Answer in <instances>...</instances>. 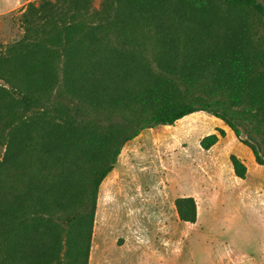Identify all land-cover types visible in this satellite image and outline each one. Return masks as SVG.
Segmentation results:
<instances>
[{"label":"trees","instance_id":"trees-1","mask_svg":"<svg viewBox=\"0 0 264 264\" xmlns=\"http://www.w3.org/2000/svg\"><path fill=\"white\" fill-rule=\"evenodd\" d=\"M18 19L0 47V264H89L100 187L145 129L205 112L264 166V0H36ZM175 208L197 222L194 197Z\"/></svg>","mask_w":264,"mask_h":264},{"label":"rangeland","instance_id":"rangeland-1","mask_svg":"<svg viewBox=\"0 0 264 264\" xmlns=\"http://www.w3.org/2000/svg\"><path fill=\"white\" fill-rule=\"evenodd\" d=\"M18 14L0 15V47L23 36ZM217 124L196 112L126 143L99 190L89 264H248L247 252L264 264V168L250 166L237 179L224 152L205 153L200 140ZM191 195L199 203L195 225L175 208Z\"/></svg>","mask_w":264,"mask_h":264},{"label":"crops","instance_id":"crops-1","mask_svg":"<svg viewBox=\"0 0 264 264\" xmlns=\"http://www.w3.org/2000/svg\"><path fill=\"white\" fill-rule=\"evenodd\" d=\"M33 1H36V0H0V15H6L8 13H12V12H15L17 10L20 11L22 9H25V7L27 6V4L30 3V2H33ZM217 120H218V124H217L218 125V128L223 129L225 131L226 135H225V137H220V139L217 142V144L214 145L210 150H208V151H205L204 150L205 153L211 154L213 152L215 153L217 150H221V152H224L225 153L226 160L228 161L229 160V156L231 154H234L236 148H239L241 154H237V155L235 154V155L238 156L245 163V165L247 166V168H248L247 177L249 176V168H250V166H252L253 168H255L257 170L258 169L260 170L259 167H263L264 168V166H260L256 162H255L256 165L254 164L255 159H254V156H253L252 152L251 151L249 152L248 150H246V149L242 148L241 146H239L238 145V142L239 141L235 137L234 133L221 120H219V119H217ZM215 132H213V133H215ZM211 133L212 132L205 133L202 136V138L205 137V135H209ZM235 140L237 142H235ZM230 142H231V144H230ZM229 162H230V160H229ZM257 165L259 167H257ZM236 178L237 179H240L238 177H236ZM242 180H244V179H242ZM184 197H194V196L191 195V196H184ZM194 199L196 200L195 197H194ZM196 203H197V210H198L199 209V206H198L199 203L197 202V200H196ZM202 205L205 207V201H204V203H202ZM195 224H198V222L194 223V225ZM263 251H264V248L262 249V253H263ZM243 257H244L245 260H247L248 264H258V260H260V259H257L256 257H254V255L251 254V252L244 253V256Z\"/></svg>","mask_w":264,"mask_h":264}]
</instances>
